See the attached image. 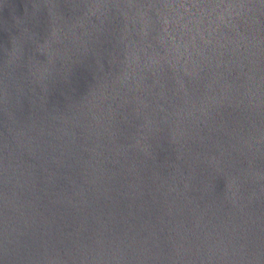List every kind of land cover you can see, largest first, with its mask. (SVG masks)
<instances>
[{
    "label": "water",
    "instance_id": "95a60500",
    "mask_svg": "<svg viewBox=\"0 0 264 264\" xmlns=\"http://www.w3.org/2000/svg\"><path fill=\"white\" fill-rule=\"evenodd\" d=\"M0 264H264V0H0Z\"/></svg>",
    "mask_w": 264,
    "mask_h": 264
}]
</instances>
